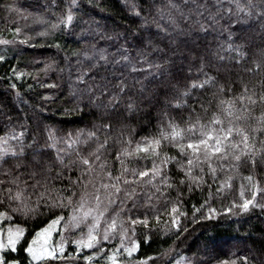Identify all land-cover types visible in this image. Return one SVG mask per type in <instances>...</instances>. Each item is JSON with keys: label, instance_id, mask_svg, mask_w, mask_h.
<instances>
[{"label": "snow or ice", "instance_id": "6c2138e0", "mask_svg": "<svg viewBox=\"0 0 264 264\" xmlns=\"http://www.w3.org/2000/svg\"><path fill=\"white\" fill-rule=\"evenodd\" d=\"M228 3L235 5V12L231 7H224V0H160L159 3L157 0H146L139 11H135L137 6L134 4V15L141 21L139 30L132 33L136 41V63H132L128 55L129 47L123 45L117 53L111 54L113 57L118 54L119 59L110 61L109 56L104 54L105 50L100 53L99 60L104 64L128 62L132 72L146 73L153 78L156 75L164 77L172 68H176L177 72L171 76L175 81L172 87L177 93L173 106L189 109L185 127H179L170 119L166 128L162 127L153 137H142L134 142L130 137L123 138L121 135L114 141L119 145L114 150L109 143L113 139L111 120L99 126L93 125L87 135L83 130L75 135L68 133L63 138L66 145L63 148L58 147L60 141L52 130H48V142L43 146L38 144L35 137L32 143H26L25 132L17 135L12 131L0 136V253L19 251L18 246L23 239L27 244L22 248L27 264H49L55 260H67V264H74L81 256L86 264H100L101 261L103 264H124L120 258L125 254L132 257L140 247L135 238L136 226H149L147 213L136 215L141 203L158 213L159 209L153 201L161 200L167 190L175 188L176 201L165 200L163 211L169 216L165 224L179 229V217L186 214L181 211V186L186 187L188 192L207 186L211 196V189L216 185L215 195L223 196L226 192L236 191L233 188L234 176L230 172H238L241 167L255 169L258 162L264 164V139L256 135L259 133L260 137H264V111L259 116L254 115L256 105L264 106V83L259 93L253 91L249 94L247 85L243 84L237 94L231 86L227 89L224 85L217 86V77L209 71L214 64L227 61L239 65L246 59L245 45L237 43L240 36L235 29L231 24L228 29L221 25L224 14L228 15L229 20L236 16L235 23L238 25L256 19L264 28V0L259 5L254 0H247L246 4H242L241 0H228ZM76 6L77 0H71L67 5L66 15L61 21L65 26L73 21V8ZM5 9L10 13L16 11L10 5ZM254 9H258L255 15ZM240 13L244 14L245 19H239ZM225 31L226 38L219 39ZM20 32L21 28L16 27L15 34L19 35ZM209 36L216 40L215 47L208 43L203 54L193 55L189 59L188 54L195 53L201 39L206 41ZM19 42L27 43L26 40ZM10 43L12 41L0 39V44ZM177 56L187 63L177 65ZM4 60L5 57L0 56V61ZM253 63L254 68L244 70L248 73L260 70L261 65L255 61ZM95 68L97 64L90 65L88 70L81 71L77 80L88 94L90 105L103 108L105 113L109 110L116 112L122 96L128 91L123 74L121 77H102L98 80L97 74L92 71ZM13 71L17 79L23 76V73ZM11 87L15 88L16 85L12 84ZM214 87V97L228 95L229 98H218L217 110L211 113L206 122H202L196 105L205 114L208 107L199 94ZM136 108L135 101L129 97L126 111L132 113ZM76 110H80L79 107ZM193 116L196 118L193 119ZM253 121L257 125L255 128L250 127ZM100 134H103V139ZM10 140L16 142L15 146L9 144ZM166 145L174 147L176 155L164 152ZM26 150L31 151V158ZM49 150L55 155L52 156ZM9 160L15 163L4 168ZM133 163L138 166H131ZM170 165L183 173L178 183L170 174ZM53 171L55 175H52ZM72 173H75L74 179ZM64 179L68 181L66 187L54 186L55 181ZM242 180L247 185H239L241 202L237 203L234 199L227 212L233 208H239L242 212H247L250 207L264 209V202H261L264 201V186H261V182L255 180L252 174L243 176ZM89 187L93 189L90 199ZM39 189L43 190L38 192ZM246 191H249V196L245 195ZM33 195H36L35 201L32 200ZM258 195L260 201L257 200ZM41 206L52 212L53 218L28 241L25 239V228L17 220L25 217L27 222V218L36 214ZM206 206L208 218L217 213L207 199L200 207ZM66 208L72 209L70 215L57 214V210L62 213ZM195 211L200 209L194 207ZM122 215L126 218L120 219ZM154 219L159 223L160 214H155ZM69 228L80 229L82 233L79 239L71 241L75 246V253L71 257L65 253L68 241L63 235L64 230ZM54 234L61 237L58 242L53 240ZM117 236L119 243L107 247ZM85 250H89V254H85ZM239 260L242 264H250L247 256L239 257ZM0 264L21 262L0 255ZM139 264H146V261ZM176 264L191 262L181 257ZM219 264H237V260H222Z\"/></svg>", "mask_w": 264, "mask_h": 264}, {"label": "trees", "instance_id": "16d2710c", "mask_svg": "<svg viewBox=\"0 0 264 264\" xmlns=\"http://www.w3.org/2000/svg\"><path fill=\"white\" fill-rule=\"evenodd\" d=\"M157 2L159 3L160 0ZM260 2L261 0H254L258 5ZM70 3L71 0H0V39L12 41L10 44H0V56L5 57L4 61H0V136L12 131L17 135L25 132L26 143H32L35 137L38 144L43 146L48 142V130H52L60 141L58 147L63 148L66 147L63 138L68 133L75 135L83 130L84 135H87V131L92 129L93 125L99 126L111 120L113 139L109 143L114 150L119 147L114 141L121 135L123 138L130 137L134 142L142 137H153L162 127L166 128L170 119L179 127H185L189 109L173 106L176 103L177 93L172 87L175 81L171 76L177 72L176 68H172L164 77L156 75L153 78L146 73L132 72L128 62L104 64L99 60L102 50H105L104 54L109 56L110 61L119 59L118 54L114 57L111 54L117 53L123 45L129 47L128 55L132 63H136L138 59L135 51L136 41L133 40L132 33L139 30L141 21L134 15L133 5L137 6L135 11H139L140 7L145 6L146 0H77V6L73 8V21L65 26L61 21ZM241 3L246 4L247 0H241ZM7 5L12 6L16 11L11 13L6 11ZM224 7H231L235 12V5L229 4L228 0H224ZM256 10L258 9L253 10V15ZM236 19V16H232L229 20L225 13L221 25L224 29H228L231 24L235 29L240 36L237 43L245 45L246 59L239 65L227 61L214 64L209 71L211 75L217 77V86L224 85L226 89L231 86L238 94L242 85L246 84L249 94L253 91L259 93L264 83V28L256 19H249L247 24L239 25L235 23ZM239 19H245L243 13H240ZM54 24L58 27L53 28ZM16 27L21 28L19 35L15 34ZM42 32L46 35H39ZM226 35L225 31L219 39L226 38ZM21 40H26L27 43L21 44L19 42ZM208 43L215 47L216 40L211 36L206 41L201 39L195 53L188 54L189 59L193 55L203 54ZM253 61L261 65L260 70L246 72L245 68L255 67ZM177 62L187 63L179 56L176 57ZM94 63L97 64V68L92 71L97 74L98 80L102 77L110 79L121 77L123 74L122 78L128 85V91L122 96L116 112L109 110L105 113L103 108L90 105L88 94L77 80L81 71L88 70ZM13 70L23 73V76L17 79ZM12 84L16 87L12 88ZM215 92L214 87L199 94L208 107V112L205 114L200 110L199 105H196L202 122H206L211 113L217 110L218 98H229L228 95L214 97ZM129 97L137 105L132 113L126 111ZM209 101H211L210 106H208ZM77 107L80 110H76ZM262 111L264 106L258 104L255 106L254 115L259 116ZM195 118L193 116V119ZM250 127H257L255 121L251 122ZM256 135L264 139L259 133ZM100 138H104L103 134H100ZM9 144L15 146L16 142L10 140ZM26 151L31 158V151ZM163 151L169 155H176V149L171 145L164 146ZM49 152L52 156L55 155L51 150ZM13 163L15 162L9 160V163L3 167L7 168ZM131 166L138 165L133 163ZM169 169L174 181L178 183L183 178V173L178 172L174 165H170ZM229 174L234 176L233 188L236 191L226 192L223 196L215 195L216 185L211 189L213 193L211 196L207 186L192 192L181 186L183 192L181 211L186 214L179 217V229L165 224L169 216L163 211L165 200L176 201L175 188L167 190L161 200L153 201L159 209L158 213L149 210L141 203L136 215L142 216L147 213L149 226L147 228L142 225L136 226L135 238L140 247L132 257L125 255L120 259L127 258V261L134 264H139L140 261H146V264H173L181 257H191L195 264H219L222 260H237V264H242L239 257L247 256L250 264H264V209L250 207L247 212H242L239 208H233L231 212H227L234 199L237 203L241 202L238 196L239 185L240 183L247 185V182L242 180L243 176L252 174L254 179L259 180L261 186H264V164L258 162L255 169L241 167L238 172ZM52 175H55V171ZM72 176L74 179L75 173H72ZM67 185V179L54 182L56 188ZM42 190L39 189L38 192ZM92 192L93 189L89 187V199ZM245 195L249 196V191H246ZM206 199L208 204L217 210L211 218H208L207 206L200 207ZM32 200H36V195L32 196ZM257 200L260 201L259 195ZM168 207L170 210L171 204ZM194 207L200 211L194 212ZM71 212V208L64 209L62 213L57 210V214H63L65 217ZM155 214L161 216L159 223L154 219ZM52 218V212L41 206L36 214L27 218V222L25 217H19L17 223L25 228V239L30 241L35 232L43 228ZM125 218L123 215L120 217V219ZM78 230L77 234H80L81 230ZM83 230L87 231L86 228ZM118 243L117 236L107 247ZM26 246L25 240L22 239L18 246L20 250L15 253L7 252L5 257L27 264L26 253L22 251ZM73 248V245H67L68 257L74 255ZM86 252L89 253V250ZM81 257L78 261H74V264H86ZM150 257L152 259H149ZM49 264H67V260H55ZM100 264H103V261Z\"/></svg>", "mask_w": 264, "mask_h": 264}, {"label": "rangeland", "instance_id": "374dc122", "mask_svg": "<svg viewBox=\"0 0 264 264\" xmlns=\"http://www.w3.org/2000/svg\"><path fill=\"white\" fill-rule=\"evenodd\" d=\"M177 65H181V62H177ZM101 226L103 227V220L101 221ZM78 231H79L78 229H74V228H69V229H67V230H64L63 235H64V237H65V238L67 239V241H68V243L65 245V253H67V245H73V244L71 243V241L80 238V236H81L82 233L77 234ZM60 239H61V237H60L59 235H56V234L53 235V240H54V241L58 242ZM73 246H74V245H73ZM106 246H107V245H106ZM86 251H87V250H85V253L89 254V253L86 252ZM73 252L75 253V246H74V248H73ZM5 253H7V252L0 253V255L5 256V255H6ZM125 255H126V254H125ZM81 258H82V257H81ZM185 258H186V257H185ZM178 260H180V259H177L176 262H177ZM187 260L190 261L191 264H195V261H194V260H193L194 263L192 262V258H191V257H188ZM122 261H124V264H134V263H131V262L127 261V258L123 259ZM176 262H174L173 264H176Z\"/></svg>", "mask_w": 264, "mask_h": 264}]
</instances>
